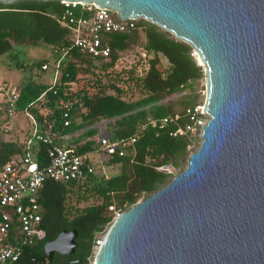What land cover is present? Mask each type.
<instances>
[{"label":"water","instance_id":"obj_1","mask_svg":"<svg viewBox=\"0 0 264 264\" xmlns=\"http://www.w3.org/2000/svg\"><path fill=\"white\" fill-rule=\"evenodd\" d=\"M63 1L143 18L188 43L205 88L198 146L113 218L91 264H264V0ZM76 234L46 241V259L72 254Z\"/></svg>","mask_w":264,"mask_h":264},{"label":"trees","instance_id":"obj_2","mask_svg":"<svg viewBox=\"0 0 264 264\" xmlns=\"http://www.w3.org/2000/svg\"><path fill=\"white\" fill-rule=\"evenodd\" d=\"M79 12L78 6L73 8L74 14ZM63 13L64 7L59 0L0 2V55L8 53L14 45L24 44H45L50 50L66 52L59 66L58 84L50 87V83L25 81L17 86L16 108L28 109L43 127L58 131L61 136L79 131L78 138L72 142L74 145L66 144L65 147L85 155L83 165L92 168V172H85L76 180L43 181L37 202L41 208L39 227L44 236L31 245H24L13 264H35L34 260L39 258L46 260L44 243L64 229L77 232L71 257L77 264H90L88 260L96 250L95 240L102 238L114 218L108 206L113 203L114 210L121 212L141 196L145 198L168 182L171 174L156 167L167 165L178 169L192 152L191 144L198 129L195 126L194 130L186 129L193 125L190 115L194 106L202 104L196 99L193 83L203 77L202 67L196 64L188 43L138 18L135 27L128 31L100 33V41L109 47V52L106 56L93 57L73 45ZM127 52H133V62L116 70L118 61ZM45 60L31 62L30 67L40 72V64ZM12 61L14 67L23 68L21 60ZM95 63L103 75L98 74L74 92L63 95L61 85L78 78V69L90 71ZM127 92L128 98L123 97ZM134 94L137 97L133 99ZM71 97L79 104L70 112L69 125L63 127L59 102ZM37 103L43 107L41 111L36 107ZM165 116L172 117V121L160 125L158 120ZM100 121H106L110 140H126L135 133L138 138L133 144H125L121 155L117 152L111 156L105 154V165H117L118 172L92 184L95 162L89 154L98 150L94 124ZM177 128L183 132L173 134ZM29 132L28 128L21 142L7 138L0 140V162L23 157V144ZM33 147L37 167L45 165L53 145L37 142ZM87 182L90 187L84 186ZM73 187H77V193L96 194L101 201L69 216V207L65 203Z\"/></svg>","mask_w":264,"mask_h":264},{"label":"built area","instance_id":"obj_3","mask_svg":"<svg viewBox=\"0 0 264 264\" xmlns=\"http://www.w3.org/2000/svg\"><path fill=\"white\" fill-rule=\"evenodd\" d=\"M64 7V23L71 31V40L74 46L80 48L93 57L106 56L109 47L102 44L99 34L102 32L117 33L128 31L135 27L134 18L119 20L115 14L106 8H96L91 4H82L74 1L59 0ZM79 8V14L73 13V8ZM52 56V67L50 61L45 60L40 64V72L52 69L56 75L59 73V66L65 58V51L50 50ZM58 84V76L50 81V87ZM78 78L73 81L64 82L62 87L63 95L74 92L79 87ZM55 93V90H52ZM18 87L0 81V110L9 118L17 113H22L30 122V132L23 144L24 155L21 158H8L0 162V264H13L21 254L24 245H31L44 236V231L39 227L41 208L37 202L39 190L45 179L57 182H68L82 178L85 172H92L90 166L83 165L85 155L77 154L65 145L56 142L60 137L58 131L49 127H43L35 116L28 110H18L16 100ZM41 97V96H40ZM79 104L75 97L64 98L59 102V112L62 126L69 125V115ZM203 104L194 106L190 115L192 126H186L188 130H194V126L200 129L207 116L202 111ZM188 111V110H187ZM154 123L152 120H148ZM172 121V117L165 116L158 120L159 124ZM181 128H177L173 134H181ZM138 138V133L128 139L110 140L109 134L100 128L97 135L98 150L107 156L117 152L122 154L125 144H133ZM37 142L52 144L48 156V162L37 167L33 156L36 152L33 145ZM160 171H168L167 165L156 167ZM108 209L114 213L113 205ZM101 239L95 240L97 248Z\"/></svg>","mask_w":264,"mask_h":264},{"label":"rangeland","instance_id":"obj_4","mask_svg":"<svg viewBox=\"0 0 264 264\" xmlns=\"http://www.w3.org/2000/svg\"><path fill=\"white\" fill-rule=\"evenodd\" d=\"M134 49L133 52L135 53ZM133 52H127L122 55L121 60L118 61V64L116 65V70L121 68L123 65L125 67H128L133 62ZM194 55V60L196 64H200V62L197 61L196 56L194 52H192ZM21 60L24 63L23 68H16L14 65H12V60ZM39 59H46L50 63V66L52 67V56L50 54V49L45 44H38L36 46L32 45H14L12 49L8 53H4L0 55V81L9 83V84H15L19 87L22 83H24L27 80H33L36 82L49 84L50 81L54 78H56V73L52 69H48L47 71L38 72L36 68L30 67L31 62H35ZM201 66V65H200ZM79 67V65H78ZM102 76L103 72L98 67V64L95 63L94 67L90 69V71H84L78 69L77 76H78V83H80L79 86H82L83 83H86L87 80H93L97 75ZM106 81V80H105ZM78 88V87H77ZM193 92L196 95V99L200 101V103L203 104L204 100V94H205V88H204V79L203 77L199 80L194 81L193 83ZM185 91L181 92L184 93ZM125 98H128V92L124 95H122ZM133 99L137 97L136 94L132 95ZM174 96H171L170 98H174ZM36 107L41 111L43 108L42 106L39 107V103L36 104ZM206 119V118H205ZM7 124H5V123ZM106 121H100L94 124V126L97 128V135L99 134L100 128L103 131L107 132V129L105 127ZM8 127H7V126ZM28 125H30V122L28 119L23 116L22 113H17L9 118H5V115L0 110V140L1 139H17L18 141H22L26 137V132ZM11 128V129H6ZM78 132L69 133L67 134V137L63 138L60 137L56 140V142L61 143L63 145L68 144L70 146H73L72 143L75 139L78 138ZM200 129L198 128L195 131L193 143L191 144V150H195L196 147L199 144L200 141ZM191 152V151H190ZM188 156V155H187ZM89 157L95 162V168L93 169L94 174V181H92V184H96L100 179L104 177H108L110 175H113L118 172L117 165H105L104 161L107 158L103 152L95 151L89 154ZM187 157L182 163L181 166H179L178 169H173L170 166H168V171H164L167 173H170L171 176L167 178V180L171 179V177L177 173H179L184 165L186 164ZM84 186L90 187V183L84 184ZM77 187H73L71 190L70 195L66 198V206L69 207V216L73 215L75 213L80 212V210L88 205H93L96 203H99L101 201V198L98 197L96 194H92L88 192L81 193L80 191L77 193L78 189ZM144 197L141 196L138 200L143 199ZM112 205H114L112 203ZM127 208V207H126ZM108 209V208H107ZM109 210V209H108ZM93 256L89 258L88 263H92Z\"/></svg>","mask_w":264,"mask_h":264},{"label":"flooded vegetation","instance_id":"obj_5","mask_svg":"<svg viewBox=\"0 0 264 264\" xmlns=\"http://www.w3.org/2000/svg\"><path fill=\"white\" fill-rule=\"evenodd\" d=\"M40 259V258H39ZM70 260H74V263L71 264H77V260L71 257V254H59L57 252H53L51 254L50 259H46L47 262L45 264H69Z\"/></svg>","mask_w":264,"mask_h":264},{"label":"crops","instance_id":"obj_6","mask_svg":"<svg viewBox=\"0 0 264 264\" xmlns=\"http://www.w3.org/2000/svg\"><path fill=\"white\" fill-rule=\"evenodd\" d=\"M14 85H15V84H14ZM15 86H17V85H15ZM28 128L30 129V126H29V125H28ZM28 128H27V129H28ZM65 137H67V135H65ZM65 145H66V144H65Z\"/></svg>","mask_w":264,"mask_h":264}]
</instances>
